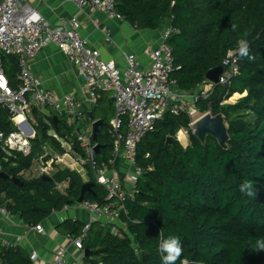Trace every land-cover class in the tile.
Here are the masks:
<instances>
[{
	"label": "trees",
	"instance_id": "trees-1",
	"mask_svg": "<svg viewBox=\"0 0 264 264\" xmlns=\"http://www.w3.org/2000/svg\"><path fill=\"white\" fill-rule=\"evenodd\" d=\"M114 8L136 29L170 25L177 30L168 38L175 90L202 88L208 83L206 72L222 65L229 51H237L241 39L248 41L251 59L237 51L238 70L229 82L215 84L210 94L199 95L195 103L200 112L222 114L228 133L226 148L211 135L201 142L194 132L184 147L176 132L189 129L190 118L183 112H165L155 129L137 143L136 163L143 173L124 202L120 220L90 223L82 240L83 251L89 252L83 255V263L162 264L165 253L160 243L177 237L183 254L176 264L185 260L188 264H264V251L255 248L256 240L264 239V0H115ZM0 60L9 85L16 89V56L0 53ZM99 93L90 111L104 122L97 135L96 155L102 165L113 147L109 120L114 105L104 91ZM234 93L240 97L228 102ZM31 114L35 123L27 119L36 132L30 139L31 154L4 151L0 143V171L8 175L0 179V206L35 226L67 204H76L84 182L75 170L61 166L46 177L24 175L37 165L45 148L44 161L54 152L65 153L51 132L80 152L74 127L63 117L47 115L36 106H31ZM85 120L90 124L88 114ZM15 130L9 111L0 104V131L7 135ZM168 137L171 142L166 144ZM245 180L254 182V197L240 192ZM65 181L67 187L58 190L56 185ZM89 181L94 184L93 194L85 193L84 199L107 202L105 189L92 177ZM63 224L75 238L85 222L65 219ZM0 264L35 263L25 249L10 245L0 247Z\"/></svg>",
	"mask_w": 264,
	"mask_h": 264
},
{
	"label": "built area",
	"instance_id": "built-area-1",
	"mask_svg": "<svg viewBox=\"0 0 264 264\" xmlns=\"http://www.w3.org/2000/svg\"><path fill=\"white\" fill-rule=\"evenodd\" d=\"M42 2L43 0H39ZM77 8V14L61 17L56 26L44 20L35 7L22 0H0V53L16 56L18 60V87L12 88L7 80L0 60V104L5 107L16 130L5 135L0 131V143L4 151H15L29 155L32 151L30 139L36 136L27 119V107L36 106L45 113L50 110L63 117L68 125L74 127L75 141L80 152L72 148L63 138L54 136L64 148L65 153L50 154L46 161L39 157L37 171L39 176H50L56 167L77 169L85 173L87 179L92 177L106 191L105 203L83 199L75 205L87 210L88 221L85 222L81 235L71 238L75 248L83 251L82 240L90 223L94 220L118 222L120 213L125 211L124 202L132 196L137 179L143 169L136 163L137 143L155 129V123L165 112L179 114L190 118L192 125L198 118L196 101L200 96H207L215 85L208 81L199 90L186 92L175 90V80L171 78L174 70L173 55L168 38L177 30L170 25L162 29L161 39L156 46L150 47L148 53L150 64L143 68L134 53H123L124 66L121 68L113 61L101 57L97 49L89 48L80 36L78 14L84 8H100L109 17L119 16L115 11V0H68ZM95 28L99 22L92 20ZM102 28V27H101ZM104 34L108 37L109 28L104 25ZM49 44L61 50L67 61L73 65L85 81V94L96 105L100 91H110L114 105V115L109 120V131L113 136V147L107 161L99 165L96 160L95 145L90 126L81 128L79 123L87 115L84 103L74 93L57 96L53 91L42 86L39 77L28 68V61ZM229 52L232 53L229 56ZM223 60V71L219 75V85H226L237 72V51H229ZM46 114V113H45ZM48 115V114H47ZM49 123L48 120L44 119ZM32 131L30 132V129ZM69 156L73 162L65 160ZM84 175V174H82ZM89 181V180H87ZM67 187V182L58 183L59 190ZM0 211L7 210L0 206ZM40 234H45L41 224L33 226ZM9 246L8 243H4ZM31 258H36L32 252ZM52 264H69L66 249H57Z\"/></svg>",
	"mask_w": 264,
	"mask_h": 264
},
{
	"label": "crops",
	"instance_id": "crops-1",
	"mask_svg": "<svg viewBox=\"0 0 264 264\" xmlns=\"http://www.w3.org/2000/svg\"><path fill=\"white\" fill-rule=\"evenodd\" d=\"M22 2L35 7L44 20L52 26H56L61 17L67 18L77 14L76 6L68 0H43L42 2L22 0ZM78 17L81 24L80 36L86 41L89 48L97 49L103 59L111 60L122 68L124 66L123 53H134L143 68L149 67L148 49L160 42L164 27L158 30H139L120 16L109 17L100 8L86 7L81 14H78ZM92 20L99 22V28L94 27ZM104 25L109 28L108 37L104 34ZM28 68L40 78L43 87L50 89L57 96L72 92L81 98L87 113L93 107L90 98L84 92L86 87L84 79L78 74L77 69L67 61L65 54L55 45L49 44L40 50L34 58L28 61ZM104 93L106 98L112 99L110 91H104ZM236 95L239 97L238 93ZM102 104L105 105L106 102L104 101ZM45 113L54 114L50 110H45ZM98 118L95 117V119ZM88 126L89 124L86 125V127ZM75 171L81 176L83 182L89 180L82 171L81 173L77 169ZM36 173L38 175L37 165L34 164L24 175L35 176ZM65 219L86 222L89 219V214L87 210L81 209L75 204H67L40 223L45 231V234H40L33 228V225H27L17 215L8 211L5 213L0 211V247H4V243H8L9 246L22 247L29 253L30 259L35 264H52L55 251L66 249V258L69 264H84L82 259L84 251L75 248L72 244L71 237L63 224ZM32 252L36 253L35 259L31 258Z\"/></svg>",
	"mask_w": 264,
	"mask_h": 264
},
{
	"label": "water",
	"instance_id": "water-1",
	"mask_svg": "<svg viewBox=\"0 0 264 264\" xmlns=\"http://www.w3.org/2000/svg\"><path fill=\"white\" fill-rule=\"evenodd\" d=\"M223 71V65H218L210 70H208L205 74V79L213 84L218 83L219 75ZM88 117L91 122V129H92V140L96 142L95 145V151L96 153L99 152L100 145L97 143V135L99 133L100 127L104 124L103 120L101 118L95 119L92 112L88 111ZM27 116L31 120V122L34 124L35 119L33 115L31 114V107H27ZM54 126L57 123V116L52 117ZM192 127L194 129V133L197 136V138L204 142V139L207 135H211L216 138L218 144L222 146L223 148H226V142L228 139V133H227V126L225 124L224 118L222 114H216L214 116H210L208 114H205L201 117H199L193 124ZM32 131V128L30 129V132ZM171 142V138L168 137L166 140V144ZM8 175L2 171H0V179L7 178ZM46 177V176H44ZM11 180L17 184H22V182L19 181V179L15 177H11ZM93 183L90 181L84 182L80 189V194L77 198V202H81L84 199L85 193H92L93 194ZM87 249H84V255H88Z\"/></svg>",
	"mask_w": 264,
	"mask_h": 264
},
{
	"label": "clouds",
	"instance_id": "clouds-1",
	"mask_svg": "<svg viewBox=\"0 0 264 264\" xmlns=\"http://www.w3.org/2000/svg\"><path fill=\"white\" fill-rule=\"evenodd\" d=\"M235 25H233V30H235ZM237 51L240 57H249V44L245 39H241L238 42ZM232 53L229 52V56ZM251 59V57H249ZM239 190L241 193L246 194L249 197H254L256 195V190L254 187V182L251 180H245L239 185ZM255 248L258 251H264V239H257L255 242ZM161 252L165 253L162 256V264H176V261L180 259L183 254V248L180 243V240L177 237H170L166 240H163L159 245ZM183 264H188V261L185 260Z\"/></svg>",
	"mask_w": 264,
	"mask_h": 264
},
{
	"label": "rangeland",
	"instance_id": "rangeland-1",
	"mask_svg": "<svg viewBox=\"0 0 264 264\" xmlns=\"http://www.w3.org/2000/svg\"><path fill=\"white\" fill-rule=\"evenodd\" d=\"M239 94V93H238ZM245 93H243L241 96H243ZM232 97V96H231ZM229 98L228 99V102H235L236 100H237V98H239V97H237V98H235V99H232V98ZM97 112H98V110H97ZM205 114H208V115H212L211 114V112L208 110V111H206V112H200L199 111V113L197 114V117L196 118H198V117H201V116H203V115H205ZM61 120L62 121H64L65 123H67L66 121H65V119L64 118H61ZM68 124V123H67ZM226 124V123H225ZM79 125H80V127L81 128H85L86 127V125H87V121L86 120H84V121H82V122H80L79 123ZM89 126H90V124H89ZM189 129H184V128H182V129H179L177 132H176V137H177V139H178V141L185 147L187 144H189V135H190V133H193L194 132V129H193V127H192V125H189ZM181 134H182V136H181ZM45 150V153H43L41 156H39V157H42V158H44L47 154H48V151H47V149L45 148L44 149ZM54 154V153H53ZM65 160L67 161V162H72V158H70L69 156H66L65 157Z\"/></svg>",
	"mask_w": 264,
	"mask_h": 264
},
{
	"label": "bare ground",
	"instance_id": "bare-ground-1",
	"mask_svg": "<svg viewBox=\"0 0 264 264\" xmlns=\"http://www.w3.org/2000/svg\"><path fill=\"white\" fill-rule=\"evenodd\" d=\"M231 98H232V99H235V98H237V95H236V93H235V94H233ZM181 136H182V134H181ZM97 154H98V153H97ZM76 203H80V202H76Z\"/></svg>",
	"mask_w": 264,
	"mask_h": 264
},
{
	"label": "snow or ice",
	"instance_id": "snow-or-ice-1",
	"mask_svg": "<svg viewBox=\"0 0 264 264\" xmlns=\"http://www.w3.org/2000/svg\"><path fill=\"white\" fill-rule=\"evenodd\" d=\"M2 80H3V78H2V77H0V87H3Z\"/></svg>",
	"mask_w": 264,
	"mask_h": 264
}]
</instances>
